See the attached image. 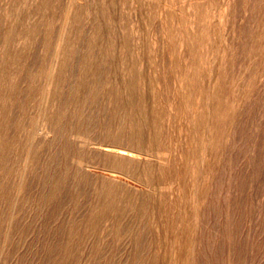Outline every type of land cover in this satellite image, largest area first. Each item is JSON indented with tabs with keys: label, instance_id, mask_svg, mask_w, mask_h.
Returning <instances> with one entry per match:
<instances>
[{
	"label": "bare ground",
	"instance_id": "1",
	"mask_svg": "<svg viewBox=\"0 0 264 264\" xmlns=\"http://www.w3.org/2000/svg\"><path fill=\"white\" fill-rule=\"evenodd\" d=\"M56 1L0 0V142L7 128L5 110L12 97L11 89L20 78L21 70L28 69L29 49L39 27L44 26L41 60L29 69L30 85L36 87L33 132L40 130L46 141L47 134L54 133L64 118L74 119L73 128L69 130L72 151L68 145L62 146L61 165L58 163V174L48 177L55 181L45 200L52 199L59 182L68 178V160L74 166L70 176L76 197L82 189L87 195L83 218L78 222L72 220L61 236L63 256L74 258L86 251L89 256H99L101 234L110 227L115 237H126L133 243L141 239L137 230L147 229L146 252L130 255L132 260L142 263L165 264V261L177 263L191 259L197 254L203 255L207 249L214 250L219 237L223 236L227 264H252L248 257H253L264 241L261 220L264 219V1H253L250 5L235 1L219 4L214 0L202 3L154 0L170 12V16H166L167 12L161 16L169 19L164 20L161 30L158 28L163 40L172 43L167 49H179L177 53L172 52L171 61L166 60L174 81L171 83L170 79L173 89L170 96L166 94L164 104H160L159 90H156L159 86H155L150 75L155 61L146 53L151 34L156 30L151 19L162 14L160 9L146 5L143 0H74L75 3L67 0L59 10L61 26L47 55L49 58L45 59L48 18L53 17L57 9ZM126 3L131 19L124 18V21ZM176 3H181L180 7ZM238 7L242 10L240 19L245 16L252 19L246 28L233 26L231 43L220 49L213 36L220 31L221 19L234 17ZM83 20L89 26L84 34L87 35L85 49L78 53L80 32L77 24ZM196 50H200L199 53ZM73 53L79 54L77 73L73 75L75 80L71 78L69 98L63 106L58 95ZM97 99L100 100L99 106L96 105V110L99 109L97 123L85 121L82 105ZM250 115L252 122L249 120L248 126L246 121ZM14 128L15 135L7 141L14 155L5 154L6 150L0 148V180L7 181L10 174L19 173L10 199L13 206L21 198L25 170L37 163L29 136L20 137L24 131L22 122L17 120ZM94 129L98 130V135H94ZM164 140L166 144H162ZM238 180H249L248 184H243L247 185L245 194L251 206L245 216V228L233 232L237 197L243 185ZM2 186L0 183V196L6 192ZM166 188L175 191L178 197L170 202L171 194L167 200L163 193ZM41 195L37 197L38 202L44 199ZM222 197L226 227L220 230L224 226L215 223L217 216L210 227L208 221L212 214L211 204V209L215 207L216 210ZM128 217L129 229L123 232V222ZM7 232H2L1 252L5 250ZM240 233L248 239L245 246L242 244L246 247L245 254L233 241ZM261 249L264 250V243ZM258 255L260 260L256 264L262 261L264 251Z\"/></svg>",
	"mask_w": 264,
	"mask_h": 264
},
{
	"label": "rangeland",
	"instance_id": "2",
	"mask_svg": "<svg viewBox=\"0 0 264 264\" xmlns=\"http://www.w3.org/2000/svg\"><path fill=\"white\" fill-rule=\"evenodd\" d=\"M203 1H205V0H192V2H199V3H202ZM214 1L216 3H219V4L226 3V1H228V2L230 1L231 3H233L235 1V3H238V4L247 3V4L251 5V3L253 1L258 2L260 0H249L250 2H248V0H242V1L241 0H222V1L219 0L220 2L218 0L217 1L214 0ZM66 2H67V0H57L56 1V8L57 9H56L53 17H51L50 13L48 14V15H50V17L48 18V25H47L48 26L47 28L49 30V40L47 43L48 48L46 49V52L44 53L45 59L49 58L48 56L50 55V52H51L50 49H52V45H53L55 36L57 35V33L60 29V26H61V23L59 21H61L62 18H60V16H59L60 15L59 10H60V8H62L64 3H66ZM71 2L75 3L74 0H72ZM143 2L152 8H157V10L160 9V11L162 13V14L160 13L161 15L153 16V18L151 19V22L153 23V28L155 26L156 30H153V32L155 31V34L153 32L151 34L150 43L151 42L152 43L151 44L149 43V49L146 50L147 51L146 53H148L149 55L152 56V57H150V59L152 58V61L153 60L155 61V63L151 65L150 75H152L151 77H153V79H154L155 86L156 87L159 86L158 89L156 88V90H159L157 92L160 95V104H164L163 99H166L168 97L167 95L170 96L171 93H169V92H172L171 90L173 89L172 88L173 86L171 85V83H173V81H174V75L170 69V65L167 64V63H169L167 61H171L172 52L177 53V51L179 52V49L178 48L174 49V51H173V49H169V48L167 49L166 46L170 45L172 43H169V42L166 43V41L163 40L162 34L159 33L160 31L158 30V28L160 30L162 29V23L164 22V20L169 19V18H162L164 16V13H166V12H167L166 13L167 15L166 14L165 15L170 16L169 10L167 8L165 9L166 6L164 7V5H161L159 7L154 2V0H146V1L143 0ZM180 5H181V3H176L177 7H180ZM162 6L164 7V9H162L163 8ZM123 9H124V15L125 16L123 15L122 19L124 21L128 20V18L131 19L130 18L131 15L129 12L130 7H129L128 3L125 4ZM165 10H167V11H165ZM240 11H242V10L240 7H238V10H235V16L232 17L233 19L231 17L221 19L222 22L218 26V30H220V31H217V33L213 36L214 38H216V42L220 45V49H223L224 46L231 43L232 35H233L232 34L233 26H234V28H238V27L239 28H242V27L246 28L249 26V23H250L249 21L252 18H248L247 16H245V18L240 19V17L242 16V14H240L241 13ZM178 12L179 11H177L175 13H178ZM215 20H218V19H215ZM159 21L161 23H159ZM232 22H233V24H232ZM59 23H60V25H59ZM88 26H89L88 23L86 25L84 20L77 24L79 32L81 34H83V35H81L80 33L78 34L79 35V43L81 44L80 45L78 43V45L80 46V48L78 46L79 49L77 48L78 53L81 51H84V49H85L84 48L85 47V41H86L85 38L87 37V35H84V34H87L88 30L86 31V29L88 28ZM44 30H45L44 26H40L38 29V35L36 36V40H34V42L32 43V45L29 49V52H28V54L30 55V56L28 55V57H27L29 67L27 70H26V68H23L25 70H23V69L21 70V72H20L21 75H19V73H18L20 78L19 79L17 78V79L19 81L16 79V81L18 83L16 81L14 82L15 86H13V88L11 89V93H10V96H12V97L10 98V100H8V104H7L8 106H6V110H5L6 111L7 128L4 131V139H2V141L0 142V148L6 150L5 154L7 153L10 156L14 155V151H12L11 148H9L7 141H9V139H11V137H13L15 135V130H14L15 129L14 128L15 122L17 120H20L23 124V127H24V131L21 132L20 137H21V139H23V138L29 136L28 138H30V140H31V146H32L31 151L33 154V159L34 160L36 159L37 163L35 162L36 166H33L35 168H33L31 166V168L26 169L24 172V175H23L24 176V180H23L24 183H23V188H22L21 196H20L22 199L21 198L18 199L19 202L18 201L16 202V204H15L16 207L12 205V202H10L12 200H10V199L13 198L15 187H16L15 184L18 182V179H19V173L14 175V176L10 174L11 177L10 178L8 177L7 181L6 180H0V183L3 185L2 188H4L6 190L5 195L0 196V199L3 196V200H4V201L1 200V201H3L1 203L3 206L0 205L1 206L0 207V211H1L0 212V221H1L0 222V253H1L0 254L1 255L0 256V264H59V263L60 264H87V263L88 264H133V263L134 264H155V263L158 264L159 263L158 261L153 262V263L152 262L151 263H147V262L142 263L141 261L139 262L138 259H135L136 260V263H135V260H132L130 258L131 253H134V252H136V253L141 252L142 253L144 251L146 252V245H147L146 235L148 236L147 229H142V232H140L141 230H137L139 232H136V233H137L138 237H140L143 240V243H142L141 239L138 241L136 240V242H137V245H136V242H134V243L130 242L127 240L126 237H122L120 239L118 237H115L111 233L110 227H109L108 228L109 230L107 229V230L103 231L101 234L103 237L101 239L102 243H101L100 247L97 249V251H99V253H98L99 256H96V257H93V255L89 256L86 253L87 251L85 253H81L79 255L77 254V256L74 257L75 259L72 257H69L68 259H66L63 256L65 251H64V248L62 247V245L60 244L61 236L64 234L65 228L67 227V225L72 220H75V222L76 221L78 222L79 220H81L83 218V214H85L86 209H87V195H86V190L83 193L84 190L82 189V192L80 190L81 194L78 197H76V192H74L75 188H74V186H71V184H73L74 181H73L72 175L70 176V174H72V171H73L72 168H74V166L72 165L71 161L68 160L67 161L68 163H66L67 166L69 167L68 178L66 180H61L59 182V185H58L59 187L57 188L56 193L54 194L52 199L45 200L46 199L45 196L48 194V192L51 189V186L53 185V183L55 181V180H48V177H50L51 174L52 175L58 174L57 170H59V167H60L59 164L61 165V160H62L61 148H62V146L68 145V149L70 151H72L73 143H72V138L69 134V130L73 128L74 119L68 120V119L64 118L65 120L63 119L57 125V127L54 131L56 136L55 135L53 136V134H54L53 132L48 133L47 135L49 137L46 141H44V136L42 135L40 130H36L35 132H33V115H34V111H35L34 99L36 96L35 95L36 91H34V90H36V87L33 88V86L30 85V78L29 77H30L31 71L29 72V69H30L31 65H35L37 62H39L41 60V57L43 54V45L41 46V44H43V38L42 37L44 35ZM160 39H162L164 42L161 41ZM153 40H154V43H153ZM39 43H40V45H39ZM164 44H166V45H164ZM38 45L41 47V49H40V47H38ZM50 45H51V47H50ZM153 46H155V47L153 48ZM32 48L35 50H33ZM78 50H80V51H78ZM199 51L200 50H196V53H199ZM40 52H42V53H40ZM78 53H73V55L69 61L71 63L69 64V67L67 66L65 69L64 75H65L66 81L65 80L63 81L61 91L58 95V98H59V100L63 106L66 105L65 102H67L68 98H69L68 95L70 93V88H71L70 84L73 83V80H75V78H74L75 76L73 77V75H75L77 73L76 72L77 71L76 70L77 69L76 61H78V59H79ZM38 54H40V56H38ZM145 59H147V58H145ZM156 61H157V64H156ZM74 63H75V65H74ZM162 63L164 65H162ZM164 68H166V70L168 72H166ZM152 71L153 72L155 71V72L152 74ZM27 73L29 74V76ZM18 75H17V77H18ZM155 78H157L156 81H155ZM164 79L166 81H168V83L166 81H163ZM170 79H171V83H169ZM25 81H27L29 83V85ZM158 81H159V83H158ZM169 84L171 87H169ZM35 85L38 86V81L35 82ZM88 85H89V83H88ZM30 88H31V90H30ZM160 88H161V90H160ZM166 90H168V91H166ZM61 92H62V94H61ZM161 92H163V93H161ZM98 99H100V98H98ZM87 102H90V101H87ZM97 103L99 104L100 100H98V101L95 100V102H90V103H84L82 105V108H83L82 110L84 112L85 121L89 122L90 120L91 121L93 120V122L97 123L96 122L98 119L97 114L99 113V109L97 108V110H96V105H97V107L99 106ZM83 106H85V107H83ZM75 109H76V107H75ZM94 109L96 110V112ZM249 120L251 123L252 122L251 115L249 116V118L246 121L248 126H250ZM9 122H11V123H9ZM12 128H14V129H12ZM165 128H166V126H164V129ZM29 133H31L32 135ZM92 134H93V132H92ZM96 134L98 135V130L94 129V135H96ZM5 140H6V142H5ZM165 141L166 140H164V142H162V144H166ZM176 142H177L176 145L178 147V145H179V143H181V141L179 140V143H178V141H176ZM174 146H175V144L173 145V147ZM174 153H175V151H174ZM60 157H61V160H60ZM45 165H47V166L44 167ZM40 166H41V168H39ZM43 171H44V173H43ZM242 172H241V175H242ZM244 172H245V170H244ZM244 172H243V174H245ZM11 178L13 180H11ZM14 178H15V180H14ZM221 181H222L221 182L222 184L225 183V180H221ZM238 181L240 182V184H243L244 182H245V184H248L249 180H242V182H241V180H238ZM48 184H49V186H47ZM245 184L242 185V193L240 192V194L237 197V204H238L237 210L238 211L236 210L235 217L233 218V220H234L233 225L236 227L233 229V232H236V231L241 232L242 228H245V222H246L245 216L247 215V212L250 210L251 204L247 202V198H246V194H245V192L247 190V188H246L247 185H245ZM60 187H62V188L60 189ZM9 188L12 190H10ZM166 189H168V188H166ZM166 189L163 190V193L165 194L167 200L168 199L170 200V195L172 194L171 195L172 199L170 200V202H171L177 196L176 195L177 193H175V191H172L171 189H168V190H166ZM29 191H31V192H29ZM169 191H171V192L168 193ZM222 192H223L222 194H224L225 190H222ZM7 193H8V195H7ZM40 194H42L41 196H43L44 199L41 200V202H38L37 197H39ZM73 195H75V196H73ZM7 199H8V201H7ZM30 199H32V201ZM82 200H83V202H82ZM29 203H30V205H29ZM179 203H180V201H179ZM239 204H241L242 206ZM223 207L225 208L223 197H222L221 201H219L218 204H216V210H215V207H214V209H211V208H213V206L211 204L210 210H212V214H211V218L209 219L210 221H208L209 227L212 226V224L214 222L213 219H215V216H217V221L215 223L218 224L219 226L222 224L224 226V227L221 226L220 230H222L226 227V225H225L226 222H225L224 217H223V212H224ZM242 207H244V208H242ZM3 208H4V210H3ZM243 209H244V211H243ZM78 210H80V211H78ZM81 211H82V213H81ZM236 213H239V214H236ZM241 213H243V214H241ZM220 215H221V217H220ZM238 215H240V216H238ZM8 220H10V222H8ZM128 220H129V217L126 218L123 222L125 224V225H123L124 226L123 232L125 230L129 229L128 225H130V224H126ZM261 220H262V222H264V219H261ZM64 222H66V223H64ZM239 222H241V223H239ZM125 226H126V229H125ZM10 229H12V230H10ZM243 230H245V229H243ZM6 231H8L6 233V234H8L7 235L8 239L6 240V243L4 245L5 250L3 249V251L1 252L2 240H3L2 237H4L3 234H5ZM144 231H146V232H144ZM2 232H4V233L2 234ZM108 235H110V236H108ZM239 235H237V237L234 235L236 238L233 237V241L236 242V245L239 246V248L241 246L240 250H243V252L245 254L246 253V249H245L246 247H244V246L247 244L246 242H248V239H247V237L245 238V236H246L245 234L241 235V233H240ZM23 236H24V239H23ZM220 236H222V235H220ZM242 236H243V238H242ZM110 239H111V241H110ZM242 239H243L244 243H242ZM13 241H14V243H13ZM218 241H217V245L215 246L216 248L218 247V250L216 248L212 251L207 249V251L203 255L201 254L199 256L197 254L194 258L192 257L191 259H187V260L185 259L183 261L181 260L182 262L181 261H179V262H181L182 264H199V263L200 264H215V262H216V264H227L226 258H224V256L226 255V250H224L225 247H223V245H222L226 241H224L223 236L219 237ZM126 243H128V244H126ZM263 243H264V241L262 242V245H263ZM50 244H51V246H50ZM218 244H220V245H218ZM242 244L243 245L245 244V245L243 246ZM135 245H136V247H134ZM262 245H261V247H262ZM7 246H8V249H7ZM129 247H130V249H129ZM261 247H259L260 249L256 248V254H254L253 257H248V260L250 259L249 260L250 263L256 264V262H259L260 255H258V252L264 251L263 249H261ZM10 250H11V252H10ZM222 250H224V251H222ZM218 251H221V252H218ZM223 252L225 255L223 254ZM220 253H221V256H220ZM100 254H101V256H100ZM204 255H206V256L204 257ZM257 255H258V260H257ZM98 257H100L101 260ZM196 257L199 261L197 259H195ZM222 257H223V259H222ZM251 259H252V261H251ZM253 259H255V260H253ZM73 261H74V263H73ZM202 261H204V263ZM179 262L176 263L175 261H170V262L165 261L164 263L165 264H172V263L173 264H181ZM260 264H264V257H263L262 261H260Z\"/></svg>",
	"mask_w": 264,
	"mask_h": 264
}]
</instances>
